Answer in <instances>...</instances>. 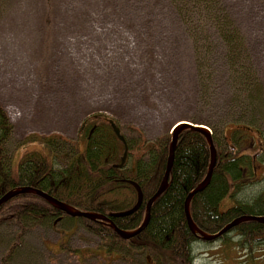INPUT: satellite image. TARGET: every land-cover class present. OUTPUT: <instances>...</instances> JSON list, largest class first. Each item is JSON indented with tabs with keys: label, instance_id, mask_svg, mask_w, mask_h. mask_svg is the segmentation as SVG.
<instances>
[{
	"label": "rangeland",
	"instance_id": "rangeland-1",
	"mask_svg": "<svg viewBox=\"0 0 264 264\" xmlns=\"http://www.w3.org/2000/svg\"><path fill=\"white\" fill-rule=\"evenodd\" d=\"M206 1L0 0V106L13 126L7 157L30 137L77 141L92 116L148 142L167 139L182 122L213 135L210 124L224 153L243 151L250 136L242 153L259 154L264 0ZM256 162L251 184L231 193L237 201L264 192V154ZM88 224L30 223L8 264H147L144 251L115 246ZM19 231L0 224V264ZM193 251L194 264H242L251 255L264 264V246L251 253L236 233L200 240Z\"/></svg>",
	"mask_w": 264,
	"mask_h": 264
},
{
	"label": "trees",
	"instance_id": "trees-1",
	"mask_svg": "<svg viewBox=\"0 0 264 264\" xmlns=\"http://www.w3.org/2000/svg\"><path fill=\"white\" fill-rule=\"evenodd\" d=\"M206 125L213 132L217 163L210 185L193 198L190 211L199 230L214 235L236 218L264 216V192L248 202L237 201L231 195L232 191L237 193L254 180L251 156L242 153L251 150V137L246 136L250 138V145L245 142L243 151L241 147L238 152L224 153L219 147L216 128ZM119 128L128 147L122 167L117 166L121 164L125 146L116 137L109 121L99 116L83 122L77 141L59 136L26 139L12 160L7 157L5 147L12 137L13 126L0 106V198L11 190L32 187L78 211L109 216L130 210L136 204V189L128 183L134 181L144 195L142 206L134 214L112 218V221L121 230H137L144 221L146 205L165 174L172 136L148 142L141 134L130 137ZM245 129L251 131L250 127ZM133 131L137 133L139 130ZM35 144L38 146L33 147ZM59 145H66L70 150ZM210 158V147L204 135L185 128L179 135L168 188L153 204L146 229L130 240L125 241L104 223L81 219L89 223L87 227L92 232L110 238L115 246L130 243L144 251L147 264H194L193 246L202 238L191 232L184 203L188 194L205 179ZM57 160L64 161V164L56 166ZM64 218L73 219L36 195H20L3 205L0 224L13 222L20 230L4 258L6 264L15 249L22 245L30 223H58ZM232 233H236L239 247L251 253L264 246L263 223L244 222L218 240ZM242 264L258 263L251 255Z\"/></svg>",
	"mask_w": 264,
	"mask_h": 264
},
{
	"label": "water",
	"instance_id": "water-1",
	"mask_svg": "<svg viewBox=\"0 0 264 264\" xmlns=\"http://www.w3.org/2000/svg\"><path fill=\"white\" fill-rule=\"evenodd\" d=\"M109 123H110L116 137L125 146V151H124V154L122 157L121 164L117 166V167H122L124 165L126 158H127V155H128V147L126 145V141H125L124 136L121 134V130H120L119 126L114 121H110ZM182 123L183 124L177 123L173 126L172 139H171V143L169 146V155H168V159H167L165 174L162 178V181L159 185L158 190L156 191L154 196L148 201V203L146 205V216H145L143 223L135 231L129 232V231L121 230L112 221V218L130 216V215L134 214L135 212H137L140 209V207L142 206L144 195H143L141 187L134 181H129L128 183L136 189V192H137L136 204L130 210L119 212V213H111L109 216H105V215H101V214H97V213H92V212L78 211L74 207L53 198L52 196H50L49 194H47L41 190H38V189H35L32 187H22V188L11 190V191L5 193L0 198V208L3 205H5L6 203H8L9 201H11L12 199H14L20 195H24V194L36 195V196L41 197L43 200H45L51 206L65 212L70 217L85 218V219L90 220V221L101 222V223L107 224L122 239L130 240L131 238L137 236L138 234H140L142 231H144L146 229V227L150 221V218H151V208H152L153 204L168 188L169 177H170V173H171V170H172V167L174 164L175 150H176V147L178 144L179 135L181 134V132L185 128H188V129L190 128V129L197 130L204 135V137L206 138V140L209 144L210 155H211L210 165H209L208 172H207L205 179L193 191H191L188 194V196L186 197L185 203H184V213L186 216L187 224H188L191 232L193 234L199 236L200 238H202V240L207 241V242H211V241H216L217 239H219L220 237H222L223 235H225L229 231H231L233 228L239 226L240 224H242L244 222L255 221V222H259V223L264 224V216H248V215H246V216L236 218L235 220L230 222L228 225H226L219 233L214 234V235H207V234L203 233L201 230H199V228L194 223V221L191 217L190 205H191L193 198L197 194L206 190L212 181L214 169H215V166L217 163V149L214 145L213 136H212V133L209 130V128L202 126V125H193V124H190L187 122H182Z\"/></svg>",
	"mask_w": 264,
	"mask_h": 264
},
{
	"label": "flooded vegetation",
	"instance_id": "flooded-vegetation-1",
	"mask_svg": "<svg viewBox=\"0 0 264 264\" xmlns=\"http://www.w3.org/2000/svg\"><path fill=\"white\" fill-rule=\"evenodd\" d=\"M263 148L261 149V152L259 153V154H254L253 156H251V162H252V165L251 166H253L254 167V169H253V167H252V170H253V172H254V170L256 169V164H257V160L264 154L263 153ZM253 175H256V173H254Z\"/></svg>",
	"mask_w": 264,
	"mask_h": 264
}]
</instances>
